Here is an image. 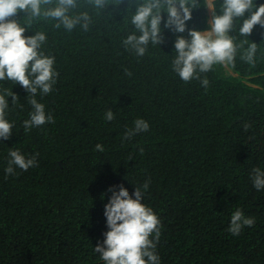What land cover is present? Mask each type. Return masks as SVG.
Here are the masks:
<instances>
[{"label": "trees", "instance_id": "obj_1", "mask_svg": "<svg viewBox=\"0 0 264 264\" xmlns=\"http://www.w3.org/2000/svg\"><path fill=\"white\" fill-rule=\"evenodd\" d=\"M134 4L109 5L87 32L39 21L24 33L45 32L43 50L55 56L54 90L37 97L55 123L25 133L27 93L0 81V92L18 96L8 114L13 135L0 141V264H103L93 247L107 231L106 189L123 185L131 195L145 181L143 202L161 223V264H264V191L249 179L264 168V29L248 37L260 43L256 68L239 57L229 65L235 74L216 65L202 74L205 89L172 71L177 34L164 30V43L143 57L123 47L133 30L125 10ZM25 15L13 18L24 23ZM209 16L201 7L186 23L203 30ZM108 109L112 121L104 119ZM136 118L150 128L125 140ZM10 148L38 153V166L5 176ZM237 207L255 222L233 236L227 229Z\"/></svg>", "mask_w": 264, "mask_h": 264}, {"label": "clouds", "instance_id": "obj_2", "mask_svg": "<svg viewBox=\"0 0 264 264\" xmlns=\"http://www.w3.org/2000/svg\"><path fill=\"white\" fill-rule=\"evenodd\" d=\"M120 2L0 0V81L18 83L27 93L31 110L22 122L25 133L55 123L53 114L46 112L45 105L37 97L51 93L59 75L54 68L55 56L45 54L43 50L46 33L34 31L32 35H24L26 30L36 22L51 21L56 29L72 32L79 27L87 32L94 14L99 15L109 5L115 7ZM201 7L208 12L211 10L207 27L203 30L189 28L186 22L192 18L193 11ZM19 12L26 13L24 23L13 18ZM162 13L165 15L162 16ZM125 17L133 28L122 39L126 50L143 57L150 46L158 47L164 43V30L177 34L173 44L172 71L183 82L198 80L205 89L210 82L202 74L210 72L214 66L223 65L228 73L235 74L229 65H233L237 57L251 68H256L261 59L260 43L248 38L255 26L264 29V3H258V0H219V3L216 0H135L134 10L126 9ZM237 35L245 39L237 43ZM17 101L18 96L12 91L4 89L0 92V141H6L13 135L15 122L8 119V114L10 105H15ZM114 115L108 109L104 119L112 121ZM149 128L145 119L136 118L123 138L130 139L138 133L147 132ZM95 148L104 151L99 143ZM38 155H26L10 148L5 176L17 175V169L27 171L38 166ZM249 179L257 192L264 191V168L254 167ZM149 183L145 181L135 186L131 195L123 185H110L106 189V193H110L103 206L107 231L102 233V241L93 247L103 264H161L156 250L161 223L153 209L143 202ZM254 222V217L246 216L237 207L231 213L227 231L238 236L244 227H252Z\"/></svg>", "mask_w": 264, "mask_h": 264}, {"label": "rangeland", "instance_id": "obj_3", "mask_svg": "<svg viewBox=\"0 0 264 264\" xmlns=\"http://www.w3.org/2000/svg\"><path fill=\"white\" fill-rule=\"evenodd\" d=\"M208 13H209V15H210V13H211V10H209V12H208ZM209 19H210V18H209Z\"/></svg>", "mask_w": 264, "mask_h": 264}]
</instances>
